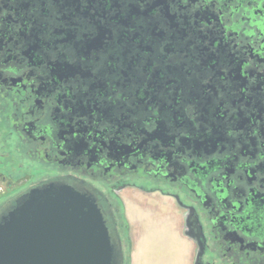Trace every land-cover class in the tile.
<instances>
[{
    "label": "flooded vegetation",
    "instance_id": "obj_1",
    "mask_svg": "<svg viewBox=\"0 0 264 264\" xmlns=\"http://www.w3.org/2000/svg\"><path fill=\"white\" fill-rule=\"evenodd\" d=\"M51 182L121 264L127 189L172 201L188 264H264V0H0V215Z\"/></svg>",
    "mask_w": 264,
    "mask_h": 264
},
{
    "label": "water",
    "instance_id": "obj_2",
    "mask_svg": "<svg viewBox=\"0 0 264 264\" xmlns=\"http://www.w3.org/2000/svg\"><path fill=\"white\" fill-rule=\"evenodd\" d=\"M95 197L51 182L0 215V264H121Z\"/></svg>",
    "mask_w": 264,
    "mask_h": 264
},
{
    "label": "rangeland",
    "instance_id": "obj_3",
    "mask_svg": "<svg viewBox=\"0 0 264 264\" xmlns=\"http://www.w3.org/2000/svg\"><path fill=\"white\" fill-rule=\"evenodd\" d=\"M119 199L133 243L131 264L189 263L191 245L183 236L181 215L172 201L131 189L122 191Z\"/></svg>",
    "mask_w": 264,
    "mask_h": 264
}]
</instances>
